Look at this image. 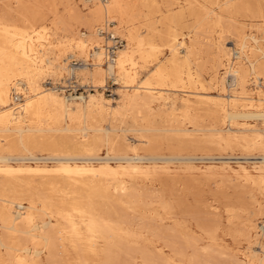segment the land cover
<instances>
[{"label":"rangeland","instance_id":"rangeland-1","mask_svg":"<svg viewBox=\"0 0 264 264\" xmlns=\"http://www.w3.org/2000/svg\"><path fill=\"white\" fill-rule=\"evenodd\" d=\"M223 1L122 0L126 15L108 23V32L116 27L122 46L128 44L129 30L141 35L147 48L139 53L130 44L135 64L129 70L136 83H147L154 91L128 92L136 95L135 103L120 109L115 101L122 86L113 79L107 78L103 89H94L64 73L58 86L66 93L102 94L106 106L93 108L74 132L65 131L55 115L27 119L33 132L25 134V148L18 135L0 133V152L12 159L9 167L14 169L0 170V200L51 209L54 233H58L59 240L42 250L38 259L26 257L28 264L264 261V165L259 164L264 126L250 120L229 122L225 117L232 77H227L223 92L213 70L219 29L206 30L214 23L206 12L213 10L227 30L255 35L264 51V0H236L228 12H221ZM92 8L83 0H0V88L9 102L12 91L4 72L29 71L13 51L20 34L35 38L44 29L53 44L71 46L74 35L88 33L85 20ZM148 45L155 50L146 57ZM263 54L247 53L249 61L258 62L262 80ZM242 63L247 71V60ZM41 79L40 83L51 81L44 74ZM252 88L248 97L264 99V88ZM261 103L264 109V100ZM4 110L0 106V113ZM85 127L87 134L81 132ZM70 166L93 168L97 173L77 177ZM73 206L114 235L91 237L77 219L74 235L62 218ZM3 238L19 252L28 244L20 235ZM14 254L0 247V264H15Z\"/></svg>","mask_w":264,"mask_h":264},{"label":"bare ground","instance_id":"bare-ground-1","mask_svg":"<svg viewBox=\"0 0 264 264\" xmlns=\"http://www.w3.org/2000/svg\"><path fill=\"white\" fill-rule=\"evenodd\" d=\"M83 2L93 4L92 11L85 20V26L89 27V30L87 34L77 33L74 35L76 38L71 46L64 47L53 44L49 39L51 36L44 29L42 32H37L35 38H26L22 32L13 46L14 53L19 56L24 64L29 66V71L4 72L6 81L11 85L10 99L13 105L9 102L7 93L0 88V106L5 109L0 113V133L18 135L19 143L23 148H25V134L33 132L27 126V119H39L44 115H55L65 125V131L74 132L79 131L78 125L82 122L85 123L93 108L98 109L106 106L107 100L104 99L102 94L90 95L91 93H89L84 96L83 93L78 95H75L74 92L66 93L64 87L58 86V84L63 83L60 81L64 78V73L67 74L68 79H74L76 82L88 87L91 84L90 86L94 89H103L107 78L113 79L114 84L122 86V89L118 90V100L115 101L120 109L130 107L135 103L136 95H131L128 92L154 91L147 83H136L132 71L129 70V67L132 69L135 64V57L129 47L130 44L134 45V49L139 53L147 48L140 34L129 30L127 33L128 44H124L123 48L114 51L112 58L107 53V47L110 45L111 39L120 38V33L116 27L111 28L113 32H108V23L114 24L117 20H123L127 6L123 5L122 0H105L104 2L102 0H83ZM235 3L236 0H224L223 10L220 9V11L228 12ZM206 16L208 20L214 22L206 29L208 33H211L213 27L219 29L214 44L217 49L218 60L214 64L213 70L216 76L215 79L221 85L223 92H225L224 84L227 77H232V88L227 96L230 106L225 112V117L229 122L238 119L250 120L261 122L264 126V109L261 107V100L264 99L259 100L248 97L247 94L250 86L251 88L254 87L252 88L253 91L264 88V80L260 78L258 62L255 60L254 62L249 61L247 56L248 52L251 54L264 53L259 46L258 38L252 34L247 37L234 30H227L223 18L213 10L207 11ZM103 21L105 23L102 25ZM100 28L111 35V41L106 36H102L98 31ZM210 41L206 37V43L212 45ZM148 46L146 57H149L148 55L155 50L152 46ZM185 54H188V50ZM243 59L247 60V71L246 67H243V63L241 64ZM67 60H69V63L66 62ZM72 60H76L77 64L71 63ZM222 70L224 72L220 74ZM42 74L50 78L49 84H47V80L40 83ZM249 77L252 78L247 80ZM54 81L59 82L55 83ZM248 81L251 84H247ZM47 85L51 87L43 89L46 93H39L40 89ZM14 93L19 94L21 97L17 103L13 100ZM9 103L12 105L11 108H8ZM23 127L27 129L24 130ZM88 131L85 127L81 132L87 134ZM228 131L236 132L231 128ZM252 132L260 137L259 131L254 130ZM262 133L264 134V130ZM105 134H108L107 131H105ZM1 144L2 140L0 138V147ZM10 160L12 159L3 156L0 152V170L8 172L14 170L9 167ZM259 164L264 165V155L261 157V163ZM68 168L77 177L94 176L97 173L96 169L93 168H79L77 166ZM110 170L107 169V171ZM34 171L39 172L41 170L34 169ZM105 175L111 174L107 173ZM0 202V230L3 234V236H0V247L6 251L13 250L15 252L13 255L15 264H28L27 258L29 260L38 259L42 254V250L45 251L59 240V238H55L58 233H54V225L50 216L51 209L38 210L20 203L5 202L3 200H0ZM62 218L69 225L74 235L78 233V224L75 219L85 224L91 237L98 235L112 237L114 235L113 231L88 217L77 206L71 207ZM261 231L264 234V226H262ZM16 235H20L28 243L23 246L22 252H19L20 249H12L3 238L12 240ZM39 247H41V250H39ZM259 264H264V261Z\"/></svg>","mask_w":264,"mask_h":264},{"label":"built area","instance_id":"built-area-1","mask_svg":"<svg viewBox=\"0 0 264 264\" xmlns=\"http://www.w3.org/2000/svg\"><path fill=\"white\" fill-rule=\"evenodd\" d=\"M98 31L102 34V35H104V36H106V37H111L110 35H109V33L108 32H105L104 31V29H102V28H100V29H98ZM112 41H113V43H111L110 45H108V47H107V53H108V56L110 57V58H112L113 56H114V51H116L117 50V48H119V47H121L122 46V44H123V40L122 39H120V38H114V39H111ZM77 61L76 60H72V63H74V65H76L77 63H76ZM71 79V78H70ZM72 80V79H71ZM74 80V79H73ZM76 82V81H75ZM79 93H84V91H79L78 92V94ZM20 95L19 94H15L14 93V98H13V100H14V102H19L20 101Z\"/></svg>","mask_w":264,"mask_h":264}]
</instances>
